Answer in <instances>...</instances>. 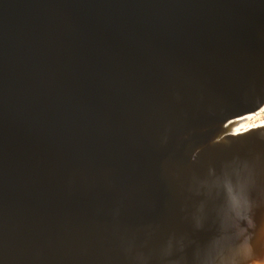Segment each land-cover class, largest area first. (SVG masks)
Instances as JSON below:
<instances>
[{"label": "water", "instance_id": "water-1", "mask_svg": "<svg viewBox=\"0 0 264 264\" xmlns=\"http://www.w3.org/2000/svg\"><path fill=\"white\" fill-rule=\"evenodd\" d=\"M78 47L91 60L68 74ZM65 77H78L70 91ZM146 89L160 91L149 107L137 101ZM263 99L264 0H0V264H108L113 244H90L65 212L71 163L94 136L130 142L125 163L145 165L121 119L148 109L142 144L162 157L161 194L186 196L153 213L163 232L133 263L262 260L264 127L182 135Z\"/></svg>", "mask_w": 264, "mask_h": 264}, {"label": "bare ground", "instance_id": "bare-ground-1", "mask_svg": "<svg viewBox=\"0 0 264 264\" xmlns=\"http://www.w3.org/2000/svg\"><path fill=\"white\" fill-rule=\"evenodd\" d=\"M25 30L29 31V28ZM38 31L41 32V30ZM37 35L38 32L33 33L34 37ZM21 37L24 38V36ZM42 47L43 45H40L39 49L41 50ZM56 48L58 49V47ZM87 53V49L77 48L76 56L73 57L75 62L68 74L88 65L87 62L91 59L85 56ZM77 78L72 80L63 78L69 91L74 88ZM159 96L160 91L146 89L140 94L138 93L137 101L143 102L149 107ZM154 117L155 113L152 114V111L148 109L142 118L121 119V127L125 135L130 138L133 136L130 150L132 153H143L153 157L150 159L148 156L142 155L139 162L152 167L154 171L148 170L144 164V167L138 164L135 167L127 166L124 152L121 150L126 152L128 148L125 146L130 142L120 140L116 147V143L111 140H102L94 136L89 139V141L92 140V144L86 146L82 152L76 153L71 163L69 186L74 191L73 197L76 200L73 208H68L65 212L68 217L73 214V216L83 219L82 225L85 227L81 230L84 231L85 238L91 237L90 244L94 246L102 244L104 250H106V244L108 246H110L109 243L113 244V250L108 254L111 258L106 260L108 264H163L161 261L152 260H138L133 263L131 255L134 253L150 255L151 249L147 247L148 239L154 235H160L159 233L164 229L160 220L155 218L153 213L158 209L174 208L186 196L182 191L171 189H167L166 193L161 194L162 189H165L167 176L162 167V157L158 156L159 154L148 152L142 144L143 138L145 140L153 135L150 126H146L147 129L142 127L141 119L148 122ZM116 123H118L117 120ZM212 127L214 129L207 142H213L227 134H239L253 128L264 127V99L249 112L219 122L193 126L182 136L203 133L205 129ZM124 133H122L121 139L124 138ZM191 139L193 140V138ZM202 145L195 147L193 156L201 150ZM100 161L101 178V175L97 176L94 173L97 171ZM190 184L188 186L193 190L194 184ZM249 264H264V258L250 261Z\"/></svg>", "mask_w": 264, "mask_h": 264}]
</instances>
